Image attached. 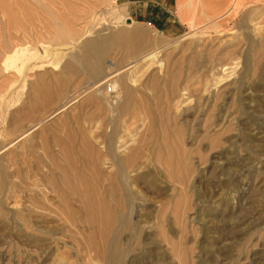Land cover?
Here are the masks:
<instances>
[{"label":"rangeland","instance_id":"1","mask_svg":"<svg viewBox=\"0 0 264 264\" xmlns=\"http://www.w3.org/2000/svg\"><path fill=\"white\" fill-rule=\"evenodd\" d=\"M0 264H264V0H0Z\"/></svg>","mask_w":264,"mask_h":264},{"label":"bare ground","instance_id":"2","mask_svg":"<svg viewBox=\"0 0 264 264\" xmlns=\"http://www.w3.org/2000/svg\"><path fill=\"white\" fill-rule=\"evenodd\" d=\"M101 43H102V40L99 39V38L92 39V40H87V41H85L83 43L80 51L78 53H76V56H75L76 59H77V61H78V63L80 64V66L85 67L87 69L88 73L91 76H93L95 73L100 72L102 70V67L100 66V61L102 60V56H103L104 49L102 48ZM15 53L16 52L14 51V53L11 55L10 58H14L17 55ZM10 58H9V60H10ZM15 59H17V58H15ZM12 63H13V60H11L9 62L7 61L6 66L8 67ZM12 66H13V64H12ZM7 67H5V68H7ZM121 108H124V107L122 106ZM113 139H114L113 138V135L109 136V138L107 139L108 140V143L110 144V146H111V144L113 142ZM132 154L131 155L128 154V156L126 157V161L123 160V164L122 165L120 164L121 162L118 161L119 163H118V166H117L116 171H115V177L118 178L119 180L116 181V182L114 181V183L112 184V186L110 188L111 190L113 188V190L115 191V189L120 188V189H123V191H125V189L123 188V185H122V182H121L120 178H121L122 172L124 171V166H126V164L128 163L127 162L128 161V158H130L132 156ZM130 159H132V158H130ZM98 178H99L98 176H97V179H94V177H93L92 179H94L93 180L94 183L91 184V185H88L85 189H82V192L84 190L85 191L92 190V192H93V194H92L93 197H90V196L89 197H85L83 199V204L85 202V205L88 206V208H89L87 210V211H89L88 212V218H89L88 220L90 221L91 225H93L95 227L96 226L97 227L98 226L99 227H103V226L107 227V226L110 225L109 224V221L110 222L114 221V219H113L114 217L111 214L113 212L110 209L111 206H109V204H107L108 202H106L103 198H101L99 195H97V192H96V188L95 187L100 182V180H99L100 178L99 179ZM69 187L72 190V193H70V194H73V195L76 196L77 191L75 190V187L72 186L71 184L69 185ZM114 187H115V189H114ZM126 195L129 196L127 193H126ZM67 208H68V206H67ZM71 213H73V212L71 211ZM70 216H73V215L71 214ZM121 218H122V220H125V216L122 215ZM71 220L74 221V219H71ZM119 221H121V220H119ZM113 223H111V224L113 225ZM110 228H112V227H110ZM105 230H107V229H105ZM117 237H118V232L114 231L113 238H112L113 239V242L115 241V239ZM114 251L117 252L116 247H115V250Z\"/></svg>","mask_w":264,"mask_h":264}]
</instances>
